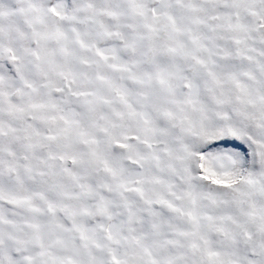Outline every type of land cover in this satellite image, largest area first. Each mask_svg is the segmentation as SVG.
Instances as JSON below:
<instances>
[{
    "label": "snow or ice",
    "instance_id": "obj_1",
    "mask_svg": "<svg viewBox=\"0 0 264 264\" xmlns=\"http://www.w3.org/2000/svg\"><path fill=\"white\" fill-rule=\"evenodd\" d=\"M0 264H264V0H0Z\"/></svg>",
    "mask_w": 264,
    "mask_h": 264
}]
</instances>
